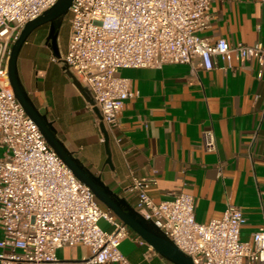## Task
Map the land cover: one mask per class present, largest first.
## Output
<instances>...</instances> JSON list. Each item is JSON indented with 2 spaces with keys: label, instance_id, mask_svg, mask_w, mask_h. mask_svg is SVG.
<instances>
[{
  "label": "built area",
  "instance_id": "1",
  "mask_svg": "<svg viewBox=\"0 0 264 264\" xmlns=\"http://www.w3.org/2000/svg\"><path fill=\"white\" fill-rule=\"evenodd\" d=\"M58 0H0V264H51L63 247L89 250L88 264H130L119 246L130 230L104 208L50 148L25 114L9 84L11 47L24 25ZM213 0H73L68 10L66 52L59 59L85 89L107 134L118 127L124 103L134 94L120 69L188 64L211 71L214 60L227 69L255 60L264 65V46L202 39ZM264 3V0H260ZM206 153L217 149L215 133H202ZM155 172L134 178L124 190L137 211L194 264H264L263 225L242 241L240 208L227 204L222 217L195 220L193 196L177 193L155 203L148 190ZM106 222L112 230H103ZM136 242L153 249L141 238Z\"/></svg>",
  "mask_w": 264,
  "mask_h": 264
},
{
  "label": "crops",
  "instance_id": "2",
  "mask_svg": "<svg viewBox=\"0 0 264 264\" xmlns=\"http://www.w3.org/2000/svg\"><path fill=\"white\" fill-rule=\"evenodd\" d=\"M209 13L210 25L198 33L200 38L264 46L260 0H213ZM48 31L44 25L30 34L17 69L27 95L65 148L136 211V197L124 190L134 178L153 172L157 185L148 190L151 199L158 203L177 193L193 196L198 223L221 218L228 203L240 208L245 219L240 237L248 241L264 217V65L250 60L227 69L216 58L211 71L198 67L197 59L193 66L120 69L117 75L129 80L134 96L125 101L118 127L108 134L107 164L89 95L54 61L66 52L68 32L64 42L59 29L53 43ZM207 129L216 136L213 153L202 148ZM3 152L0 148V158ZM99 225L112 230L104 221ZM129 230L119 249L130 264H172L140 246L139 236ZM89 254L83 246L63 247L51 264H88Z\"/></svg>",
  "mask_w": 264,
  "mask_h": 264
},
{
  "label": "water",
  "instance_id": "3",
  "mask_svg": "<svg viewBox=\"0 0 264 264\" xmlns=\"http://www.w3.org/2000/svg\"><path fill=\"white\" fill-rule=\"evenodd\" d=\"M72 1L73 0H58L51 8L43 12L36 19L26 23L22 28L18 39L11 47L8 60L7 75L12 92L25 114L35 123L50 148L57 154L72 174L91 190L102 205L109 209L118 220L135 232L165 260L172 264H194L191 258L180 252L165 236H163L161 231L158 230L152 222L144 220L134 208L127 204L125 199L109 191L103 185L99 177L92 175L82 163L65 148L63 143L57 138L52 124L49 123L46 116L41 114L34 106L23 88L18 74L17 60L24 43L33 31L44 25L49 26L48 40H52L53 43H55L63 19L68 14ZM69 76L78 84L70 73ZM89 103L93 105L91 100H89ZM93 111L100 121L99 129L103 136L104 147L107 154L106 163L110 164L109 137L101 121L98 109L93 107Z\"/></svg>",
  "mask_w": 264,
  "mask_h": 264
},
{
  "label": "rangeland",
  "instance_id": "4",
  "mask_svg": "<svg viewBox=\"0 0 264 264\" xmlns=\"http://www.w3.org/2000/svg\"><path fill=\"white\" fill-rule=\"evenodd\" d=\"M68 19H69V15L67 14L65 16V18L63 19L61 28H60V34L63 38V41H66V36H67V32H68Z\"/></svg>",
  "mask_w": 264,
  "mask_h": 264
}]
</instances>
